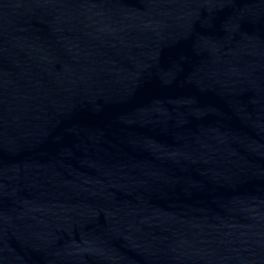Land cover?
I'll return each mask as SVG.
<instances>
[{
    "label": "water",
    "instance_id": "obj_1",
    "mask_svg": "<svg viewBox=\"0 0 264 264\" xmlns=\"http://www.w3.org/2000/svg\"><path fill=\"white\" fill-rule=\"evenodd\" d=\"M0 264H264V0H0Z\"/></svg>",
    "mask_w": 264,
    "mask_h": 264
}]
</instances>
